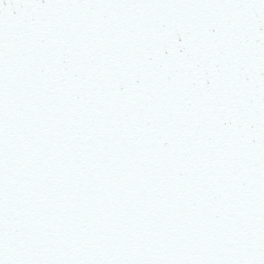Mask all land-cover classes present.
Here are the masks:
<instances>
[{
	"label": "snow or ice",
	"instance_id": "obj_1",
	"mask_svg": "<svg viewBox=\"0 0 264 264\" xmlns=\"http://www.w3.org/2000/svg\"><path fill=\"white\" fill-rule=\"evenodd\" d=\"M0 264H264V0H0Z\"/></svg>",
	"mask_w": 264,
	"mask_h": 264
}]
</instances>
